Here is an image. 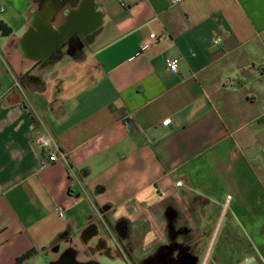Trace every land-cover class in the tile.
Wrapping results in <instances>:
<instances>
[{
	"label": "crops",
	"instance_id": "obj_1",
	"mask_svg": "<svg viewBox=\"0 0 264 264\" xmlns=\"http://www.w3.org/2000/svg\"><path fill=\"white\" fill-rule=\"evenodd\" d=\"M0 6V264H264V0Z\"/></svg>",
	"mask_w": 264,
	"mask_h": 264
},
{
	"label": "built area",
	"instance_id": "obj_2",
	"mask_svg": "<svg viewBox=\"0 0 264 264\" xmlns=\"http://www.w3.org/2000/svg\"><path fill=\"white\" fill-rule=\"evenodd\" d=\"M173 1L177 2L179 0H173ZM164 36H165V34L157 35L155 33H152L150 35V38L156 40V39L162 38ZM147 46H148V43H144L142 45L143 48H146ZM179 61L180 60L177 57H173L170 55H166V57H165V63H166L167 68L173 72L178 71ZM17 85L20 86L19 83H17ZM35 143L39 147H41L43 150L46 151V157L43 160L44 164H49V163H52L54 161H57L58 159L66 157V153L60 149L59 144L55 140V138L48 135V134H37L35 137ZM176 183H177V185H181L182 181L179 180ZM55 210L61 216L65 214L64 208L62 206H56Z\"/></svg>",
	"mask_w": 264,
	"mask_h": 264
},
{
	"label": "flooded vegetation",
	"instance_id": "obj_3",
	"mask_svg": "<svg viewBox=\"0 0 264 264\" xmlns=\"http://www.w3.org/2000/svg\"><path fill=\"white\" fill-rule=\"evenodd\" d=\"M170 241L162 246L159 251L152 257L148 258L145 264H177V248L181 247L177 243V229L170 230ZM183 253V252H182ZM181 254L178 260L182 259Z\"/></svg>",
	"mask_w": 264,
	"mask_h": 264
},
{
	"label": "water",
	"instance_id": "obj_4",
	"mask_svg": "<svg viewBox=\"0 0 264 264\" xmlns=\"http://www.w3.org/2000/svg\"><path fill=\"white\" fill-rule=\"evenodd\" d=\"M197 262H198V257L196 256L194 257L192 264H197ZM50 264H102V263L94 259L87 261H79L70 257L69 255H63L59 259L52 261Z\"/></svg>",
	"mask_w": 264,
	"mask_h": 264
},
{
	"label": "trees",
	"instance_id": "obj_5",
	"mask_svg": "<svg viewBox=\"0 0 264 264\" xmlns=\"http://www.w3.org/2000/svg\"><path fill=\"white\" fill-rule=\"evenodd\" d=\"M31 251H29V252H27V253H25L24 255H22L21 257H19V260L20 259H23V258H27L29 255H31ZM189 252H187V254H188Z\"/></svg>",
	"mask_w": 264,
	"mask_h": 264
},
{
	"label": "rangeland",
	"instance_id": "obj_6",
	"mask_svg": "<svg viewBox=\"0 0 264 264\" xmlns=\"http://www.w3.org/2000/svg\"><path fill=\"white\" fill-rule=\"evenodd\" d=\"M1 9H2V6H0V13L2 12ZM104 261H105V264H112L111 262H108V261L105 260V259H104Z\"/></svg>",
	"mask_w": 264,
	"mask_h": 264
}]
</instances>
